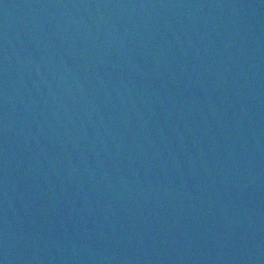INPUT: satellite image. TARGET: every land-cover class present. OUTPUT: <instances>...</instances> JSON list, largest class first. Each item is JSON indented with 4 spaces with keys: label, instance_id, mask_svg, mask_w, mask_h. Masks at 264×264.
<instances>
[{
    "label": "water",
    "instance_id": "obj_1",
    "mask_svg": "<svg viewBox=\"0 0 264 264\" xmlns=\"http://www.w3.org/2000/svg\"><path fill=\"white\" fill-rule=\"evenodd\" d=\"M25 264H264V38L143 182Z\"/></svg>",
    "mask_w": 264,
    "mask_h": 264
}]
</instances>
